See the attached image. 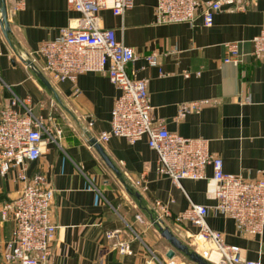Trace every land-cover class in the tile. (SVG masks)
Masks as SVG:
<instances>
[{
	"label": "crops",
	"instance_id": "0c3cea01",
	"mask_svg": "<svg viewBox=\"0 0 264 264\" xmlns=\"http://www.w3.org/2000/svg\"><path fill=\"white\" fill-rule=\"evenodd\" d=\"M16 2L6 0L8 36L0 8V109L14 93L29 96L37 114L63 127L59 141H47L40 158L28 164L30 174L42 172L56 191L52 215L57 232L49 264H199L184 250L168 256L173 246L161 232V226L168 227L190 250L205 256L206 245L192 242L191 233L198 226L174 218L190 200L209 204L210 225L227 242L240 244L246 257L264 261V232H242L235 218L216 207L209 190L211 165L206 178H183L181 187L157 170V152L146 138L98 140L109 161L102 155L92 143L110 128L121 90L100 71L81 73L76 80L55 79L37 52L43 40L56 37L79 12L67 0H24L14 11ZM156 4L157 0H136L123 17L110 7L101 10L102 25L114 28L136 51L128 71L149 79L154 118L171 131L209 138L211 151L224 158L227 171L248 180L264 176V58L247 55L239 64L224 60L228 40L243 39L244 50H252L250 39L264 22V0H248L244 8L224 5L209 26L203 24L201 12L193 24L159 23ZM153 52L158 53V65L146 58ZM201 99L209 102L179 115L183 103ZM17 173V168L0 173V205L24 185ZM156 200L168 204L173 213L158 224ZM14 225L13 219L0 216L3 244ZM111 230L116 236H107ZM122 239L130 241L131 252L120 251L117 242Z\"/></svg>",
	"mask_w": 264,
	"mask_h": 264
},
{
	"label": "built area",
	"instance_id": "2783aa9c",
	"mask_svg": "<svg viewBox=\"0 0 264 264\" xmlns=\"http://www.w3.org/2000/svg\"><path fill=\"white\" fill-rule=\"evenodd\" d=\"M136 0H67L79 15L60 28V33L41 42L37 52L44 58L45 66L53 78L76 80L79 74L100 71L121 90L112 108L111 126L100 132L95 143L107 141L112 136H124L131 142L146 138L157 152V170L169 175L182 187L183 178H206V168H213V184L210 187L216 199V207L236 219L242 232H264V176L254 180L227 171L224 158L210 149L206 137H190L171 131L163 120L153 116V104L149 94V79L132 75L128 64L137 58L132 45L117 35L112 27L101 23V10L112 8L115 14L124 16ZM248 0H157L156 20L159 23H194L201 12L204 25H212L215 14L224 5L244 8ZM24 0H17L14 11ZM250 41L253 48L244 50V40L225 42L226 62L239 64L247 55L264 58V22L260 31ZM25 53H21L25 58ZM152 65L159 64L158 53L147 55ZM200 74V71H197ZM189 75L187 71L185 73ZM249 101V96L246 97ZM29 96L14 93L11 101L0 109V173L17 168L18 178L24 182L18 194L0 205L2 220L15 221L12 234L3 244L0 240V264H49L52 243L57 232L53 220L55 188L42 172L30 174L28 164L40 158L43 146L49 140L59 141L63 127L47 123L37 114ZM209 99L194 100L181 105L180 116L189 110H200ZM93 121H90L92 124ZM94 142L92 144H95ZM264 157V156H263ZM154 222L162 223L164 216H171L170 206L156 200ZM210 205L190 200L189 205L174 214L177 222L191 221L198 230L191 233L192 242L206 244L205 256L214 264H264L261 258H248L237 243L227 242L223 234L208 221ZM116 236L115 230L107 232ZM122 252H131L130 241L117 242Z\"/></svg>",
	"mask_w": 264,
	"mask_h": 264
},
{
	"label": "water",
	"instance_id": "95a60500",
	"mask_svg": "<svg viewBox=\"0 0 264 264\" xmlns=\"http://www.w3.org/2000/svg\"><path fill=\"white\" fill-rule=\"evenodd\" d=\"M0 8L2 12L1 25L4 29L5 34L8 36L9 30H10V24L8 20V10H7L6 0H0ZM41 76L46 82V84L52 88V84L49 81V79L43 74H41ZM95 145L100 150L102 155L109 161V158L104 152L101 144L97 141ZM161 229H162L161 231L162 235L165 236V238H167L173 246L172 248L168 250V256L170 257L173 256L176 253V249H179V250H184L187 254H189V256L192 259L198 261L199 264H212L211 262L207 261V259L204 258L199 252L195 250H190L189 246L185 242H183V240L178 235H176L173 231H171L168 227L161 226Z\"/></svg>",
	"mask_w": 264,
	"mask_h": 264
},
{
	"label": "bare ground",
	"instance_id": "6f19581e",
	"mask_svg": "<svg viewBox=\"0 0 264 264\" xmlns=\"http://www.w3.org/2000/svg\"><path fill=\"white\" fill-rule=\"evenodd\" d=\"M202 244L206 245L204 242H201Z\"/></svg>",
	"mask_w": 264,
	"mask_h": 264
},
{
	"label": "trees",
	"instance_id": "16d2710c",
	"mask_svg": "<svg viewBox=\"0 0 264 264\" xmlns=\"http://www.w3.org/2000/svg\"><path fill=\"white\" fill-rule=\"evenodd\" d=\"M207 261H209L208 259H207ZM210 262V261H209ZM212 263V262H211ZM212 264H214V263H212Z\"/></svg>",
	"mask_w": 264,
	"mask_h": 264
},
{
	"label": "rangeland",
	"instance_id": "374dc122",
	"mask_svg": "<svg viewBox=\"0 0 264 264\" xmlns=\"http://www.w3.org/2000/svg\"><path fill=\"white\" fill-rule=\"evenodd\" d=\"M183 22V21H182ZM45 117V116H44ZM46 119V118H45ZM47 120V119H46ZM47 122H49V121H47Z\"/></svg>",
	"mask_w": 264,
	"mask_h": 264
}]
</instances>
